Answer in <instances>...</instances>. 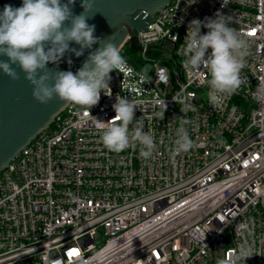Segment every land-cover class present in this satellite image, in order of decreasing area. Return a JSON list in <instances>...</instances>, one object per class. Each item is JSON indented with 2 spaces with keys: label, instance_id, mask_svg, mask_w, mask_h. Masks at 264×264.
I'll use <instances>...</instances> for the list:
<instances>
[{
  "label": "built area",
  "instance_id": "2783aa9c",
  "mask_svg": "<svg viewBox=\"0 0 264 264\" xmlns=\"http://www.w3.org/2000/svg\"><path fill=\"white\" fill-rule=\"evenodd\" d=\"M222 3L170 0L135 32L145 60L147 47L169 42L164 57L152 58L150 82L122 46L127 66L110 73L111 96L102 91L91 110L68 104L0 172V264H45L49 252L65 264H217L237 247L235 228L246 220L256 255L245 264H264V104L253 99L264 84V0ZM217 12L251 42L245 82L218 109L208 101L210 76L190 79L179 53L189 23ZM182 88L195 94L185 127L197 146L172 159L184 115L172 97ZM117 95L142 102L135 118L157 145L147 161L138 144L113 153L100 143L92 116L110 121ZM157 99L167 105L162 120L152 115Z\"/></svg>",
  "mask_w": 264,
  "mask_h": 264
},
{
  "label": "clouds",
  "instance_id": "9594fccd",
  "mask_svg": "<svg viewBox=\"0 0 264 264\" xmlns=\"http://www.w3.org/2000/svg\"><path fill=\"white\" fill-rule=\"evenodd\" d=\"M75 2L76 0H67L66 3L62 0H22V6L18 8L5 5L0 12V57L7 59H0V71L13 81L19 80L22 72L24 79L33 86V99L40 104H48L58 98L67 104L91 110L98 104L102 91L111 96L110 73L114 70L123 73L127 61L121 54V43L118 46L110 38L103 40L96 37L95 25L87 23L90 16L95 14V0H81L83 12L79 15L72 12L71 6ZM188 2L194 4L196 0ZM229 2L230 0H223L222 6ZM142 12L144 17L149 15L147 9ZM230 24V17L219 12L215 19L205 18L203 22L193 19L188 25L184 44L179 49L184 57L182 67L190 79L201 78L205 73L210 76L206 80L209 87L208 101L217 109L236 94L245 82L241 72L251 54L249 39ZM202 27L208 29L206 34H201ZM72 42L80 46L79 50L70 48ZM94 44H99L100 47L89 53L76 73L53 71L47 67L49 63L58 65L66 52L79 57L85 49H92ZM68 63L71 64L72 61L69 59ZM202 68L206 71H202ZM149 71L148 66L141 70V79L145 83L151 80ZM158 79L161 78L158 76ZM161 82L166 83L162 79ZM194 98L195 94L188 93L184 88L172 97L184 113L182 117H177L179 127L175 131L176 139L170 153L172 159L197 146L185 127L191 123L186 118L187 112L196 111L195 105L190 102ZM253 99L264 104V84L258 87ZM141 103L117 95L112 106L116 115L110 121H100L92 116V123L100 132V143L109 152L121 153L138 144L140 158L147 161L153 157L157 148L154 135L151 131L143 130L144 118L136 119L134 115L136 107L141 106ZM153 104L160 108L159 111H153V117L162 120L167 109L166 101L157 99ZM253 228L254 224L250 220L237 224V247L226 258L218 260L217 264H245L247 258L256 255L248 240ZM21 255L31 253L25 252L19 256ZM43 255L44 252L41 256ZM45 264H65V261L62 258L53 259L49 252Z\"/></svg>",
  "mask_w": 264,
  "mask_h": 264
},
{
  "label": "water",
  "instance_id": "95a60500",
  "mask_svg": "<svg viewBox=\"0 0 264 264\" xmlns=\"http://www.w3.org/2000/svg\"><path fill=\"white\" fill-rule=\"evenodd\" d=\"M170 0H95L93 12L87 20L95 25L94 35L103 40L112 39L118 46L125 44L128 35L133 42L143 48L138 42L135 32L147 29L154 20V14L164 7ZM66 3L67 0H62ZM5 5L13 8L22 6V0H0V12ZM72 7L74 15L83 12L81 0H76ZM147 9L149 15L144 17L142 10ZM67 23V22H66ZM169 44L164 41L159 45ZM79 45L70 43V48L79 50ZM100 47L94 44L92 49H85L83 55L77 57L72 52H66L58 65L49 63L47 67L53 71H72L76 73L87 59L89 53ZM7 59V57H0ZM72 63L69 64L68 60ZM17 71L20 72L19 68ZM33 86L24 79L13 81L0 71V172L8 167L10 162L35 139L42 131L47 129L68 105L66 102L54 98L48 104H40L33 99Z\"/></svg>",
  "mask_w": 264,
  "mask_h": 264
},
{
  "label": "trees",
  "instance_id": "16d2710c",
  "mask_svg": "<svg viewBox=\"0 0 264 264\" xmlns=\"http://www.w3.org/2000/svg\"><path fill=\"white\" fill-rule=\"evenodd\" d=\"M140 48L132 42L126 41L123 45L122 54L126 59L131 62L138 69L142 70L145 66H148L150 69L153 66L152 58H161L165 56V47L155 46L148 52L149 59H143L139 54Z\"/></svg>",
  "mask_w": 264,
  "mask_h": 264
},
{
  "label": "rangeland",
  "instance_id": "374dc122",
  "mask_svg": "<svg viewBox=\"0 0 264 264\" xmlns=\"http://www.w3.org/2000/svg\"><path fill=\"white\" fill-rule=\"evenodd\" d=\"M126 151V150H125ZM125 151H123V152H125Z\"/></svg>",
  "mask_w": 264,
  "mask_h": 264
}]
</instances>
